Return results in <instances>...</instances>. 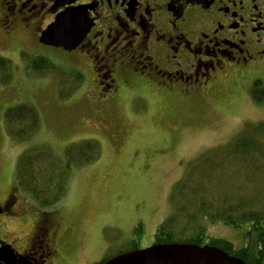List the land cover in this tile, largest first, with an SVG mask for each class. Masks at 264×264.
Returning <instances> with one entry per match:
<instances>
[{
    "label": "rangeland",
    "instance_id": "obj_1",
    "mask_svg": "<svg viewBox=\"0 0 264 264\" xmlns=\"http://www.w3.org/2000/svg\"><path fill=\"white\" fill-rule=\"evenodd\" d=\"M39 52L69 71L62 55L36 49L23 31L0 40V56L11 61L6 82L0 76V204L9 195L17 202L4 233L7 240L17 237L19 245L30 237L38 212H48L57 220L64 264H95L127 251L131 242L136 250L152 246L157 228L175 212L173 189L189 166L209 150L232 144L246 124L264 123V103L256 104L250 97L255 79L264 82L262 73L227 84L205 103L150 97L129 107L122 103L114 118L122 132L117 135L100 123L87 82L73 91L67 76L28 69L27 58ZM19 104L34 107L40 120L26 143L5 128V111ZM85 140L98 142L100 155L94 162L70 169L67 190L55 205L41 209L16 190V163L25 149L44 146L62 157L67 147ZM228 168L237 173L228 189L244 192L253 187L234 167ZM254 186L264 187V181L258 179ZM202 221L208 237L227 240L236 249L244 246L242 231Z\"/></svg>",
    "mask_w": 264,
    "mask_h": 264
},
{
    "label": "flooded vegetation",
    "instance_id": "obj_2",
    "mask_svg": "<svg viewBox=\"0 0 264 264\" xmlns=\"http://www.w3.org/2000/svg\"><path fill=\"white\" fill-rule=\"evenodd\" d=\"M64 13L80 20L78 32L86 29L81 40L71 49L40 43ZM19 31L65 58L80 86L87 82L100 123L117 135L122 103H205L227 84L264 73V0H0V40ZM16 206L12 195L0 204V264H64L59 222L48 212L37 213L26 243L6 239Z\"/></svg>",
    "mask_w": 264,
    "mask_h": 264
},
{
    "label": "trees",
    "instance_id": "obj_3",
    "mask_svg": "<svg viewBox=\"0 0 264 264\" xmlns=\"http://www.w3.org/2000/svg\"><path fill=\"white\" fill-rule=\"evenodd\" d=\"M27 64L35 73L67 76L72 79L69 85L73 91L83 79L71 71H63L45 57L27 58ZM10 69L11 61L0 56L2 81ZM250 97L256 104L264 103V82L255 80L252 83ZM4 121L7 132L24 143L33 137L40 125L37 111L26 104L8 108ZM99 155L100 144L94 140L70 145L62 157L44 146H31L17 159L15 188L41 209L50 208L65 194L70 169L94 162ZM227 165L234 167L244 182L253 183V187L244 192L228 189L231 177L237 173L227 170ZM245 173L248 176L244 177ZM258 179L264 181V123L246 124L232 144L209 150L189 166L173 189L175 212L157 228L154 243L209 245L246 264H264V187L254 186ZM202 220L220 222L242 231L244 246L236 249L227 240L208 237ZM136 249L131 242L125 252Z\"/></svg>",
    "mask_w": 264,
    "mask_h": 264
},
{
    "label": "water",
    "instance_id": "obj_4",
    "mask_svg": "<svg viewBox=\"0 0 264 264\" xmlns=\"http://www.w3.org/2000/svg\"><path fill=\"white\" fill-rule=\"evenodd\" d=\"M70 13L58 16L41 34L40 43L64 49L73 48L83 37L85 31L78 32L80 20L74 21ZM2 209L0 207V213ZM8 259L14 260L13 252L8 251ZM10 257V258H9ZM102 264H246L213 246L192 244H167L123 252Z\"/></svg>",
    "mask_w": 264,
    "mask_h": 264
}]
</instances>
